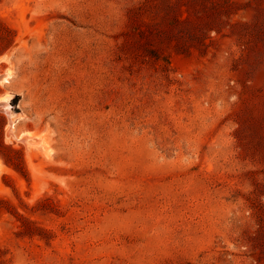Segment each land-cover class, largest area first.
<instances>
[{"label": "rangeland", "instance_id": "374dc122", "mask_svg": "<svg viewBox=\"0 0 264 264\" xmlns=\"http://www.w3.org/2000/svg\"><path fill=\"white\" fill-rule=\"evenodd\" d=\"M4 57L0 264H264V0H0Z\"/></svg>", "mask_w": 264, "mask_h": 264}, {"label": "bare ground", "instance_id": "6f19581e", "mask_svg": "<svg viewBox=\"0 0 264 264\" xmlns=\"http://www.w3.org/2000/svg\"><path fill=\"white\" fill-rule=\"evenodd\" d=\"M1 60H3L1 58ZM5 60V57H4ZM10 74V73H9ZM5 75V74H4ZM1 81L2 82H8L9 81V75H5L3 77H1ZM12 99V95H6L5 97H2V99H0V102H2L4 104V111L7 113L9 119H10V123H9V127H10V134H12L11 136H14V131L16 129L17 124L19 123L20 119L16 118L17 117V113L12 111V107L10 104V101ZM22 118V116H21ZM16 137V136H14ZM21 140H23V143L30 147L33 142L35 141V137L31 134V133H27L21 137H19ZM3 166L0 164V172H3Z\"/></svg>", "mask_w": 264, "mask_h": 264}, {"label": "crops", "instance_id": "0c3cea01", "mask_svg": "<svg viewBox=\"0 0 264 264\" xmlns=\"http://www.w3.org/2000/svg\"><path fill=\"white\" fill-rule=\"evenodd\" d=\"M4 61H5L4 59L0 61V70H1V67H2ZM0 81H1V79H0Z\"/></svg>", "mask_w": 264, "mask_h": 264}, {"label": "water", "instance_id": "95a60500", "mask_svg": "<svg viewBox=\"0 0 264 264\" xmlns=\"http://www.w3.org/2000/svg\"><path fill=\"white\" fill-rule=\"evenodd\" d=\"M0 109L4 110V104L3 103L0 105Z\"/></svg>", "mask_w": 264, "mask_h": 264}, {"label": "trees", "instance_id": "16d2710c", "mask_svg": "<svg viewBox=\"0 0 264 264\" xmlns=\"http://www.w3.org/2000/svg\"><path fill=\"white\" fill-rule=\"evenodd\" d=\"M18 96H16L14 99H16Z\"/></svg>", "mask_w": 264, "mask_h": 264}]
</instances>
